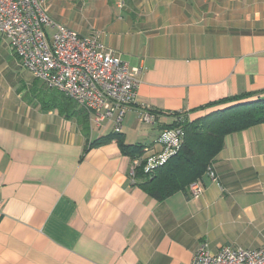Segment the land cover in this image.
I'll return each mask as SVG.
<instances>
[{"label": "crops", "instance_id": "crops-1", "mask_svg": "<svg viewBox=\"0 0 264 264\" xmlns=\"http://www.w3.org/2000/svg\"><path fill=\"white\" fill-rule=\"evenodd\" d=\"M39 2L142 69L127 145L159 152L175 115L192 122L211 103L264 94V0ZM40 88L0 37V264H190L204 241L213 252L264 246V124L225 138L199 199L188 188L159 202L115 140L89 148L114 121L86 135L78 118L43 109Z\"/></svg>", "mask_w": 264, "mask_h": 264}, {"label": "built area", "instance_id": "built-area-1", "mask_svg": "<svg viewBox=\"0 0 264 264\" xmlns=\"http://www.w3.org/2000/svg\"><path fill=\"white\" fill-rule=\"evenodd\" d=\"M0 37L5 39L22 66L47 89L55 90L90 115L91 125L102 127L114 121L115 133L135 104L142 69L130 67L107 50L99 33L83 36L53 21L39 0H0ZM139 119L154 124L156 116L140 111ZM185 131L165 129L156 141L159 152L133 161L132 172L142 168L147 175L165 166L182 149ZM206 175L217 180L213 166ZM194 199L204 188L201 181L190 185ZM190 264H264V246L259 249L221 247L213 252L202 242Z\"/></svg>", "mask_w": 264, "mask_h": 264}, {"label": "trees", "instance_id": "trees-1", "mask_svg": "<svg viewBox=\"0 0 264 264\" xmlns=\"http://www.w3.org/2000/svg\"><path fill=\"white\" fill-rule=\"evenodd\" d=\"M41 84V83H40ZM41 87V86H40ZM45 87V86H44ZM39 89L43 109H58L67 117H76L86 135L90 134V115L85 110L73 111L76 104L55 90ZM42 91V93H41ZM218 109L192 122L177 116L176 121L164 129L182 128L185 141L181 151L163 167L147 175L137 168L135 177L140 188L153 199L162 202L179 192H186L191 184L201 181L209 166L224 148L225 138L252 127L264 124V94H244L211 103L206 108ZM70 111L68 113L67 111ZM116 141L122 153L132 160L141 158L144 148L125 143L123 135L113 133L91 143L89 148Z\"/></svg>", "mask_w": 264, "mask_h": 264}, {"label": "rangeland", "instance_id": "rangeland-1", "mask_svg": "<svg viewBox=\"0 0 264 264\" xmlns=\"http://www.w3.org/2000/svg\"><path fill=\"white\" fill-rule=\"evenodd\" d=\"M46 13H47V12H46ZM40 86H41V88L44 87L42 84H40ZM44 88H45V87H44ZM46 89H47V88H46ZM41 93H42V91H41ZM54 94H57V92L55 91ZM41 96L44 97L43 94H39V97H40V98H41ZM76 107H77L78 110H81V108H79L77 105H76Z\"/></svg>", "mask_w": 264, "mask_h": 264}]
</instances>
